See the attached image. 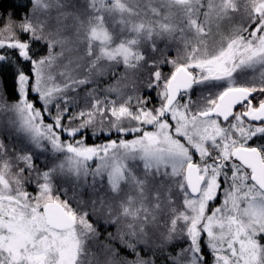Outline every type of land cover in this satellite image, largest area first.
Wrapping results in <instances>:
<instances>
[{
  "label": "snow or ice",
  "instance_id": "1",
  "mask_svg": "<svg viewBox=\"0 0 264 264\" xmlns=\"http://www.w3.org/2000/svg\"><path fill=\"white\" fill-rule=\"evenodd\" d=\"M29 2L0 17V264H264V0Z\"/></svg>",
  "mask_w": 264,
  "mask_h": 264
},
{
  "label": "trees",
  "instance_id": "2",
  "mask_svg": "<svg viewBox=\"0 0 264 264\" xmlns=\"http://www.w3.org/2000/svg\"><path fill=\"white\" fill-rule=\"evenodd\" d=\"M32 5L30 4L29 0H0V17L8 18L9 16L12 17L13 20L19 21L21 18L24 17L25 11L30 10ZM22 39H27V36H22ZM37 54L35 51H33ZM173 55L175 53H172ZM40 55V54H37ZM26 72L31 71L30 65H23ZM8 68V69H7ZM7 69V70H6ZM167 68L165 71L167 72ZM5 77L2 81L1 87H6L9 99L12 100L15 98L14 96V89H15V66L9 63H6L3 68ZM144 93V92H143ZM145 94V93H144ZM39 106V105H37ZM99 138H103L104 135L98 136ZM91 136L88 135V142L91 140Z\"/></svg>",
  "mask_w": 264,
  "mask_h": 264
},
{
  "label": "rangeland",
  "instance_id": "3",
  "mask_svg": "<svg viewBox=\"0 0 264 264\" xmlns=\"http://www.w3.org/2000/svg\"><path fill=\"white\" fill-rule=\"evenodd\" d=\"M29 11H30V10H29ZM5 19H7V18H5ZM161 47H163V44H161ZM33 51H35L37 54L42 55V54L45 53L46 49H45L43 46L36 44V45L33 46ZM173 53H175L174 50H173ZM5 64H6V63H5ZM5 64L0 65V87H1V85H2V81L4 80V77H5V74H4V71H3V68H4V65H5ZM7 69H8V68H7ZM7 69H6V70H7ZM119 71L122 72V71H123V68L121 67V68L119 69ZM167 71H168V70H167ZM249 75H251V74H249ZM110 82H113V81H111L110 79H106V80H105V83H110ZM142 92H144L145 95H147L148 90H147L146 88H142ZM197 94H198V93H194V98L196 97ZM81 95H83V90L81 91ZM30 98H31V96H30ZM151 100H152V103L149 104L148 107H153L154 105H158L159 101H158V99H157V96H156V92H155V90H153V91L151 92ZM3 119H4V117H0V120H3ZM149 130H151V129H149ZM89 136L92 137L91 140H90V142H88V140H86V143L89 144V145L94 144V143H95V144H101V143L106 142L107 139H115V138H116L115 134H112L111 136L104 135V137L101 139V138H99L98 136L93 137V136L91 135L90 132H89ZM99 136H100V135H99ZM126 138H127V139H132L133 137H132L131 135H129V136H127ZM3 139L5 140L6 143L9 142V141H8V136H7V134H4V135H3ZM12 142H13V143H19V142H21V141H18L17 138H16L15 136H13V138H12ZM49 156H50V153H40V152H38V153H37V160H36L37 164H39V165L42 166V164H43V162L45 161V159L48 158ZM108 230H109V231H113V232L115 231L114 228H109ZM121 251H122V254L127 255L126 250L121 249ZM209 261L211 262V257H210V256H209ZM158 264H163V262H162V261H158Z\"/></svg>",
  "mask_w": 264,
  "mask_h": 264
},
{
  "label": "flooded vegetation",
  "instance_id": "4",
  "mask_svg": "<svg viewBox=\"0 0 264 264\" xmlns=\"http://www.w3.org/2000/svg\"><path fill=\"white\" fill-rule=\"evenodd\" d=\"M237 110H239V108H237ZM219 201H217V203H218Z\"/></svg>",
  "mask_w": 264,
  "mask_h": 264
}]
</instances>
